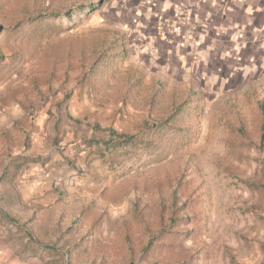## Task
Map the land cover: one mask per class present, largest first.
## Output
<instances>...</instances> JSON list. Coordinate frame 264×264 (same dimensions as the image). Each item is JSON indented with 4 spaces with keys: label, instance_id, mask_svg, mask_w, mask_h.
I'll list each match as a JSON object with an SVG mask.
<instances>
[{
    "label": "rangeland",
    "instance_id": "1",
    "mask_svg": "<svg viewBox=\"0 0 264 264\" xmlns=\"http://www.w3.org/2000/svg\"><path fill=\"white\" fill-rule=\"evenodd\" d=\"M148 3L0 0V264H264V60Z\"/></svg>",
    "mask_w": 264,
    "mask_h": 264
},
{
    "label": "crops",
    "instance_id": "2",
    "mask_svg": "<svg viewBox=\"0 0 264 264\" xmlns=\"http://www.w3.org/2000/svg\"><path fill=\"white\" fill-rule=\"evenodd\" d=\"M143 1L169 13L173 6H188L197 31L187 43L196 60H264V0Z\"/></svg>",
    "mask_w": 264,
    "mask_h": 264
},
{
    "label": "built area",
    "instance_id": "3",
    "mask_svg": "<svg viewBox=\"0 0 264 264\" xmlns=\"http://www.w3.org/2000/svg\"><path fill=\"white\" fill-rule=\"evenodd\" d=\"M184 27H189L188 31H191V11L190 10H182L180 15H178V20H176L174 27L171 31L173 33H177L178 30L184 29ZM161 30H163L161 26Z\"/></svg>",
    "mask_w": 264,
    "mask_h": 264
},
{
    "label": "trees",
    "instance_id": "4",
    "mask_svg": "<svg viewBox=\"0 0 264 264\" xmlns=\"http://www.w3.org/2000/svg\"><path fill=\"white\" fill-rule=\"evenodd\" d=\"M260 109L262 111V116L264 118V103L261 104ZM110 134L112 135V141L114 138L119 139V140H124V141H130L131 139L128 136H119L117 132H115L114 130H110Z\"/></svg>",
    "mask_w": 264,
    "mask_h": 264
}]
</instances>
